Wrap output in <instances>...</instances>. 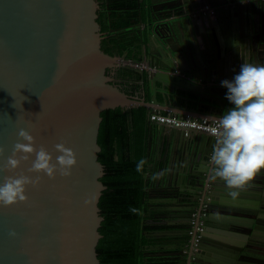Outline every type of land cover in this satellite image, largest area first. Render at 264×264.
<instances>
[{
  "label": "water",
  "instance_id": "water-1",
  "mask_svg": "<svg viewBox=\"0 0 264 264\" xmlns=\"http://www.w3.org/2000/svg\"><path fill=\"white\" fill-rule=\"evenodd\" d=\"M149 3L160 6L149 17L148 46L140 38L146 64L132 68L140 83L146 76L152 86V99L144 100L109 72L125 66V56L102 47L99 0H0V180L21 172L41 177L35 187L26 186L27 201L0 206V264H100L98 203L106 185L97 139L103 110L144 105L219 117L232 107L221 81L231 80L244 62L264 65V0ZM160 125L162 150L178 151L163 159L166 176L159 182L164 197L172 193L183 207L173 222L185 231L181 247L170 254L178 256L176 264H264V169L232 199L223 180L208 178L213 135ZM20 128L53 161L56 143L71 148L77 161L71 175L28 173L34 155L5 170ZM203 205L204 229L194 245L187 238L190 212Z\"/></svg>",
  "mask_w": 264,
  "mask_h": 264
},
{
  "label": "trees",
  "instance_id": "trees-1",
  "mask_svg": "<svg viewBox=\"0 0 264 264\" xmlns=\"http://www.w3.org/2000/svg\"><path fill=\"white\" fill-rule=\"evenodd\" d=\"M144 0H107L98 13L101 30L106 33L102 41L105 51L121 55L123 46L110 28L125 29L133 20L144 19ZM131 70H122L120 87L133 96L149 99L147 79L143 83L130 81ZM126 77V78H125ZM142 92V93H141ZM144 105L117 106L102 111L98 132L101 147L99 160L105 165L102 181L106 188L99 198L103 220L99 227L102 234L96 246L100 264H174L178 256H154L145 254L148 241L146 231L162 225L146 224V187L148 163L143 173L135 170L136 163L147 160L148 133L152 125ZM130 207L142 210V215L133 214Z\"/></svg>",
  "mask_w": 264,
  "mask_h": 264
},
{
  "label": "clouds",
  "instance_id": "clouds-1",
  "mask_svg": "<svg viewBox=\"0 0 264 264\" xmlns=\"http://www.w3.org/2000/svg\"><path fill=\"white\" fill-rule=\"evenodd\" d=\"M227 89L226 99L232 107L219 117H214L215 127L211 134L215 138L209 156L208 178H217L225 182L228 195L236 199L246 190L253 179L264 169V65L242 63L239 72L231 80L221 81ZM18 139L12 147L3 168L9 172L20 167L22 161L31 160L28 173H43L54 179L57 173L70 176L76 165L75 152L65 146L64 142L56 143L53 155L43 145H35L34 136L24 128L17 133ZM3 148H0V153ZM147 160L141 158L135 166L138 173H143ZM166 171V170H165ZM163 172L153 174V179L163 176ZM40 175L35 177L21 172L17 175H6L0 180V206H11L25 202L26 186L35 187L40 182ZM90 203L86 198L84 204ZM133 214L142 215V210L130 207ZM10 236L15 232L10 231Z\"/></svg>",
  "mask_w": 264,
  "mask_h": 264
},
{
  "label": "crops",
  "instance_id": "crops-1",
  "mask_svg": "<svg viewBox=\"0 0 264 264\" xmlns=\"http://www.w3.org/2000/svg\"><path fill=\"white\" fill-rule=\"evenodd\" d=\"M144 1H145L144 4L145 17L144 19H141L142 20L141 23H138L139 19H136V22L135 20H133V22L125 29L110 30L115 37H119L117 38V40L123 46V51H122L123 53L120 56L122 57L125 56L127 58H131L142 62L144 61L141 58V55L138 50L141 46L140 42L142 41L144 44H146V46H148L150 40L149 38L153 33L149 18L151 15L149 13V9L151 6L149 5L150 4L149 0H144ZM154 8H157V6L156 7L154 6ZM181 14H183V12L178 11L176 12L175 15H181ZM143 22H146V25H144ZM140 38H142L141 41ZM207 48H210V45H208ZM132 72L133 74L127 75V77L129 78L128 80L130 81L135 80L136 82L140 83L139 73H135L134 71ZM185 74L186 73H184V75ZM147 86H148L147 92L149 95L148 100H150L152 99L153 94H152V86L150 85V83H148V81H147ZM157 98L161 100V95L159 93H157ZM162 128H163L162 125L153 122L148 133V139H149V143L147 146L148 183L146 187L147 210L145 213L146 216L145 218H146V224L148 225H159L157 224V220H160V222L164 223V225H162V227L158 226L154 230L149 229L146 231V237L148 241L146 242L145 245L148 246V244L151 243L154 246V249L159 250L160 253L163 252L165 256H173L170 254H173L172 252H176L177 250H179L185 235V231L184 230L180 231L178 228H176V224L173 223L177 221V216L175 215L178 214V212L183 207H181L182 205L176 199H173L174 197L172 193H167L168 199L167 197H164V193L166 194V192L162 190L164 186H162V184L159 185L160 181L161 182L165 181V176H166L163 168L164 167L163 159L166 160L169 156L174 158L173 154L178 152L175 150L172 154H170V152L167 151L168 150L167 148L166 150L165 148H163L162 150V143L164 141V134ZM160 167L161 169H159ZM160 172L164 173L163 176H159L156 179L152 178L153 174ZM162 218L164 221L162 220Z\"/></svg>",
  "mask_w": 264,
  "mask_h": 264
},
{
  "label": "built area",
  "instance_id": "built-area-1",
  "mask_svg": "<svg viewBox=\"0 0 264 264\" xmlns=\"http://www.w3.org/2000/svg\"><path fill=\"white\" fill-rule=\"evenodd\" d=\"M204 8L210 11L213 10V8L209 7L208 5H205ZM121 62L126 66H131L134 68H142L145 66L144 62L127 57L122 58ZM181 74L184 73L181 72ZM148 118L150 121H153L157 124H167L180 127L183 129L184 134H187L190 130L203 131L211 134V129L215 127L214 118L206 116H196L190 113H182L170 109L151 108V111L148 114ZM205 214L206 211L204 210V205L202 207L195 206L190 212L189 227L187 228V238H192L194 245L195 242L199 240V237L201 235L200 232L204 229L203 218Z\"/></svg>",
  "mask_w": 264,
  "mask_h": 264
},
{
  "label": "flooded vegetation",
  "instance_id": "flooded-vegetation-1",
  "mask_svg": "<svg viewBox=\"0 0 264 264\" xmlns=\"http://www.w3.org/2000/svg\"><path fill=\"white\" fill-rule=\"evenodd\" d=\"M100 1V3H101V5L103 4V3H107V0H99ZM150 5V4H149ZM154 6L156 7L157 6V8H154ZM159 6H160V4H155V5H153V8L152 7H150V9H149V13H152L151 15L152 16H154V14L156 15V11L158 10V8H159ZM140 13V12H139ZM138 16H139V14H138ZM138 19H139V17H138ZM139 21V20H138ZM135 22H136V20H135ZM132 68L133 67H131V66H117L116 68H111V69H109V72L110 73H112V75H114L115 76V78H116V81H117V83H118V81H120V80H122V70L124 69V70H131V71H133L132 70ZM162 220H163V218H162ZM164 221V220H163ZM157 224H159V225H164V223H162V222H160V220H157ZM155 228H152L151 230H154ZM151 248H153V249H151ZM145 249H146V251H145V254L146 255H154V256H164V253L162 252V253H159V250H157V249H154V246L151 244V243H149L148 244V246H146L145 247Z\"/></svg>",
  "mask_w": 264,
  "mask_h": 264
}]
</instances>
